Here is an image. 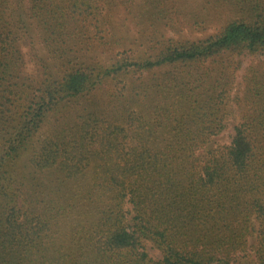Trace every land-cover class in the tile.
<instances>
[{
  "label": "trees",
  "instance_id": "obj_1",
  "mask_svg": "<svg viewBox=\"0 0 264 264\" xmlns=\"http://www.w3.org/2000/svg\"><path fill=\"white\" fill-rule=\"evenodd\" d=\"M232 5L189 40L165 31L200 16L167 0H0V264H264V62L233 93L239 57L264 55V0Z\"/></svg>",
  "mask_w": 264,
  "mask_h": 264
},
{
  "label": "rangeland",
  "instance_id": "obj_2",
  "mask_svg": "<svg viewBox=\"0 0 264 264\" xmlns=\"http://www.w3.org/2000/svg\"><path fill=\"white\" fill-rule=\"evenodd\" d=\"M168 5L174 6L179 12L185 14H196L200 16L202 23L193 27L191 22H194L195 18L186 21L183 20L181 15H178L176 22H173L172 26L167 28L165 34L167 37H173L174 39H189L196 40L203 38L213 33L220 22V20L227 16L233 15L232 2L235 0H167ZM123 16V15H122ZM115 16L113 23L116 27V37L120 39L122 47L131 49L134 52L143 50L146 46V42L149 39L145 35L140 34L141 28L135 26L129 18L124 16ZM21 50L23 52L24 59V73L29 76L36 74V65L33 62V56L35 52H42L41 44L38 39V31L34 27L30 29L26 34L23 35L21 41ZM101 49L93 50L91 53L95 55L100 54ZM107 51V49H106ZM90 56V55H89ZM240 68L235 73L234 81V94H241L242 90V76L245 68L248 65L257 63L258 61L264 62V55L248 56L243 54L239 57ZM228 120V126L219 135L213 139L215 145H227L230 142L233 134V125L236 123V115L230 116ZM249 245L254 244L253 236L249 238ZM144 249L148 255L154 259L159 258V252L155 250L149 243L144 244ZM250 256L253 254L250 252Z\"/></svg>",
  "mask_w": 264,
  "mask_h": 264
}]
</instances>
